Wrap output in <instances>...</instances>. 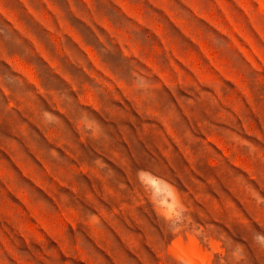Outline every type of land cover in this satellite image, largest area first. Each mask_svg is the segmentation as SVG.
<instances>
[{"label": "rangeland", "instance_id": "obj_1", "mask_svg": "<svg viewBox=\"0 0 264 264\" xmlns=\"http://www.w3.org/2000/svg\"><path fill=\"white\" fill-rule=\"evenodd\" d=\"M0 264H264V0H0Z\"/></svg>", "mask_w": 264, "mask_h": 264}]
</instances>
